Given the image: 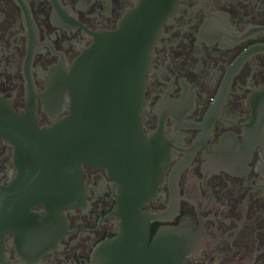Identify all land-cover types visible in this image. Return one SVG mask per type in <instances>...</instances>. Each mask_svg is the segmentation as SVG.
<instances>
[{"label": "flooded vegetation", "instance_id": "obj_1", "mask_svg": "<svg viewBox=\"0 0 264 264\" xmlns=\"http://www.w3.org/2000/svg\"><path fill=\"white\" fill-rule=\"evenodd\" d=\"M53 125L107 164L45 161ZM151 213L185 264H264V0H0V264H89Z\"/></svg>", "mask_w": 264, "mask_h": 264}, {"label": "water", "instance_id": "obj_2", "mask_svg": "<svg viewBox=\"0 0 264 264\" xmlns=\"http://www.w3.org/2000/svg\"><path fill=\"white\" fill-rule=\"evenodd\" d=\"M127 44L130 42L128 37H125ZM133 40H131L132 42ZM135 41V39H134ZM144 54L142 55V60L144 61ZM125 73V80L126 83L129 78V74L132 72L128 71V68L125 72H115V79L117 82L121 81L122 75ZM107 74V73H106ZM111 74L110 72L108 73ZM101 75V73H100ZM104 75V74H103ZM105 76V75H104ZM144 77V72H142V79ZM102 78V76H101ZM84 82V81H82ZM80 82V83H82ZM144 83V80H143ZM79 87V86H78ZM82 87V88H81ZM118 87V85H117ZM125 91L127 93L128 87L125 86ZM80 90L85 92V95L82 96L83 101L78 98L77 107L80 113H89L88 106L89 103L87 101V87L85 85L80 86ZM143 92H144V84L141 86V94L142 100L143 99ZM144 102V101H143ZM93 106V113L95 114H105L106 111L102 109V103L98 101L92 102ZM76 107V106H75ZM98 108V110H96ZM127 114L129 112L127 111ZM142 114H144L142 112ZM127 117V116H126ZM144 115H142V120ZM70 121V120H69ZM96 121V119H95ZM98 121V120H97ZM99 123H103V119L98 121ZM127 122V121H126ZM63 124H66L67 127L70 126L68 121H64ZM45 132L42 133L40 136L41 139L48 141L51 140L48 149H46L45 161L48 162H55L63 163V162H70V160H76L79 162L85 163H99L101 165L107 164L109 158L107 157L108 152L102 151L100 149L99 152H87L83 151L80 152H72L70 149H58L57 140L59 139L60 134H56L53 130H57V127L53 126H46L44 129ZM127 130H130L127 127ZM70 134L65 133L64 136ZM96 134H94L95 136ZM87 137V136H85ZM106 135H98L95 136V139L100 141L106 140ZM131 133L129 131L126 132V142H125V149L124 152H111L110 157L115 161L118 160L122 162L125 160L126 165L128 166L130 163L137 162L139 155L143 154L140 150L132 146L130 142ZM86 140V138H85ZM67 145L71 146V143H67ZM103 145V144H102ZM104 146V145H103ZM96 147V146H95ZM57 154V156H56ZM43 155V154H41ZM145 155V154H143ZM142 155V156H143ZM135 197H137L134 194ZM138 199L135 198L132 202V208L138 207L140 203L137 201ZM129 201V200H128ZM138 204V205H137ZM123 203H118L117 211L120 212ZM154 215L151 213L141 223L134 222L132 223V219L130 224L125 225L123 228L120 226L118 233L112 237L105 238L101 240L97 245L94 247L89 264H185V258L188 253H190L191 244L189 246H185L181 240V233L183 234V228H173V227H162L158 229L157 233L149 239V229H148V221ZM212 264V263H211Z\"/></svg>", "mask_w": 264, "mask_h": 264}]
</instances>
